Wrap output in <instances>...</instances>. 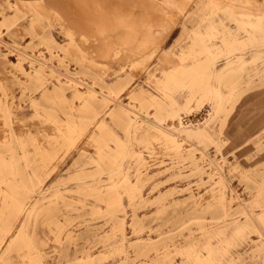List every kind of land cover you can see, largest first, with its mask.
I'll list each match as a JSON object with an SVG mask.
<instances>
[{
  "label": "rangeland",
  "instance_id": "obj_1",
  "mask_svg": "<svg viewBox=\"0 0 264 264\" xmlns=\"http://www.w3.org/2000/svg\"><path fill=\"white\" fill-rule=\"evenodd\" d=\"M21 1L0 0V264H264V102L245 100L264 87V0H159L151 31L140 0Z\"/></svg>",
  "mask_w": 264,
  "mask_h": 264
},
{
  "label": "bare ground",
  "instance_id": "obj_2",
  "mask_svg": "<svg viewBox=\"0 0 264 264\" xmlns=\"http://www.w3.org/2000/svg\"><path fill=\"white\" fill-rule=\"evenodd\" d=\"M166 1H169L172 3H175L176 1L183 2V0H166ZM190 1H191V3L193 2V0H190ZM227 1L229 2V0H227ZM59 2H60V0H23V1H21V3L27 5V7H30L31 10H33L34 12L36 10L37 12H43V13H46L47 10H49V8L52 7L53 5H54V7L60 8L61 5L59 4ZM160 2L163 3V0H160ZM199 3H201V1H199ZM23 4H19V5L23 6ZM203 5H209V6H214V7L218 6L217 0H203L201 3V6H203ZM228 7H229V5H227V8H226L227 11H229ZM60 9H62V8H60ZM164 11H166V10H164L163 6H161L159 4V0L158 1L157 0H140L139 1V7L136 6V11H134V12L150 14V17H148L149 19L146 21V23L144 21V25L146 24V26L143 27V30L145 31V29H147V31H151V29L149 30V28L150 27L152 28V26H155L153 20H156V17L163 16L166 13ZM92 13H93V11H92ZM92 13H90V14L86 13V17L83 19L84 21L82 20L84 22L83 24H85L87 29H89V30H94V29L106 30V28H104V25L108 19L105 16L101 17L99 14L93 15ZM231 13H234V11L231 10ZM77 21H78V19H77ZM32 23H33V21H32ZM75 24H76V22L74 23V26L78 25V24L77 25H75ZM61 27H62L63 31L66 33V31L64 30L65 27H63L62 25H61ZM115 27L117 28V26H115ZM115 27L114 28L110 27V28L115 29ZM62 29H61V32L64 33L62 31ZM66 29H70V28L67 27ZM115 30H117V29H115ZM68 32H69V30H68ZM179 38H180V35L175 40H178ZM196 44L197 43H193V41H192L188 46L189 51L188 52L184 51L178 56L180 58L178 64H184V62L187 60V58L192 56V48ZM52 52L53 51H51V53H50V49L48 46H46L44 48V54L46 53L47 55H51ZM127 55H130L129 58H130L131 64H141L144 60V58L140 57L141 56L140 51H135V52L129 53ZM161 61H162V59H161ZM11 64H13V68L18 67V71H19L20 75L21 74L23 75V77H27L29 79L36 81V82L41 81V78H40L41 76L39 75L38 71H33L32 73H30V71H26V69L24 70L23 67L21 66V64H17V63L16 64L11 63ZM182 70L183 69L181 66L179 68H177V71H182ZM171 80L174 82H177V78L175 76H173L172 74L167 75L166 83L169 84L168 82H170ZM25 81H26V79H25ZM49 92H50L49 94H46L44 96L45 99H48L50 97V98H53V101L57 100L58 104H61L63 106L67 105V101H66L67 99L61 95V93H60L61 91L58 87L53 88ZM107 100H109V99H107ZM93 101H94L93 96L90 95L88 97V100L84 102L83 106L87 109L92 108ZM130 104H131V102H130ZM125 108L129 110L128 105ZM56 126H57V133H55L56 134L55 141L59 140V141H62L64 143L66 142L67 144H69V143L71 144L73 142V140H74L73 134H74V132H76L77 127L80 130V132H82L84 129L83 126H81L80 124L75 125V123H73L72 121L71 122H69V121L63 122L61 124L56 123ZM171 128H173V127H171ZM171 128H169L168 130H170ZM172 145L175 146V143L174 144L172 143ZM39 155H40V158L43 157V159L45 157H51L49 152L46 150L40 152ZM129 189L132 190V189H136V188L130 187ZM111 202L114 203V202H117V200L111 199ZM91 261H92L91 258L89 256H87L86 259L84 260V264H90Z\"/></svg>",
  "mask_w": 264,
  "mask_h": 264
},
{
  "label": "crops",
  "instance_id": "obj_3",
  "mask_svg": "<svg viewBox=\"0 0 264 264\" xmlns=\"http://www.w3.org/2000/svg\"><path fill=\"white\" fill-rule=\"evenodd\" d=\"M256 23L257 26L259 25V17L256 18ZM262 31H264V19L262 20ZM263 41H264V35H263ZM256 42L259 43L260 42V34L257 31L256 33ZM259 53L264 54V49H259L258 50ZM258 64H261V62H258ZM255 85H260L259 81L255 82ZM254 95H249L245 98V100H249V101H255L257 103V107H260V103L264 102V87H260V88H256ZM263 110V111H262ZM259 111H261V115L264 116V109H259Z\"/></svg>",
  "mask_w": 264,
  "mask_h": 264
},
{
  "label": "built area",
  "instance_id": "obj_4",
  "mask_svg": "<svg viewBox=\"0 0 264 264\" xmlns=\"http://www.w3.org/2000/svg\"><path fill=\"white\" fill-rule=\"evenodd\" d=\"M5 44H7V45H9L8 43H5ZM11 47V46H10ZM12 48V47H11ZM13 49V48H12ZM201 124L202 123V121L200 122L199 120H198V118L197 119H195V120H193L192 118H187V117H184L183 118V124H182V126L183 127H185V128H188L189 126H195L196 124Z\"/></svg>",
  "mask_w": 264,
  "mask_h": 264
}]
</instances>
